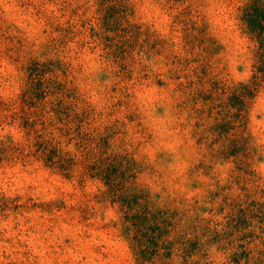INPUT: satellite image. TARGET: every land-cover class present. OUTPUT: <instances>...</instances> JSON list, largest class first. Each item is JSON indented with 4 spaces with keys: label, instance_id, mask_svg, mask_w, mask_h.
Instances as JSON below:
<instances>
[{
    "label": "rangeland",
    "instance_id": "rangeland-1",
    "mask_svg": "<svg viewBox=\"0 0 264 264\" xmlns=\"http://www.w3.org/2000/svg\"><path fill=\"white\" fill-rule=\"evenodd\" d=\"M251 4L264 0H0V264H136L94 165L167 212L176 246L198 242L190 261L264 264ZM42 85L63 103L52 120L27 104ZM45 124L63 168L34 155L26 128Z\"/></svg>",
    "mask_w": 264,
    "mask_h": 264
},
{
    "label": "trees",
    "instance_id": "trees-1",
    "mask_svg": "<svg viewBox=\"0 0 264 264\" xmlns=\"http://www.w3.org/2000/svg\"><path fill=\"white\" fill-rule=\"evenodd\" d=\"M243 22L246 31L254 43L256 63L250 83L244 84L246 89V97H253L254 93L259 88L264 86V5L251 4L244 10ZM33 89V88H32ZM47 88L39 86L30 89L25 96L28 100L27 104L30 107L39 105L41 108L49 104L50 111H45L47 119L52 120L51 114H59L63 110L61 98L47 103L48 96ZM0 105L4 104L0 100ZM32 105V106H31ZM43 110V109H42ZM27 134L34 135V155L40 157L46 165L63 168V159L59 160V155L62 153L60 148L61 140L53 130H49L47 124L42 126V129H37L34 126L26 128ZM29 155V154H27ZM58 160H55V159ZM107 166L105 170L99 169L96 165L91 168L94 171L91 177H98L107 188L111 201L118 203L123 212L125 231L130 237L133 245L136 264H167L166 261L173 259L177 255V251L181 252L182 262L180 264H211L205 259L201 261H190L199 249V243L196 241H186L176 246L174 242L168 240V235L172 228L175 227V222L167 212L149 206L147 200L139 197L137 194H126L122 192L119 185L115 181V171L109 170ZM238 264V260H233Z\"/></svg>",
    "mask_w": 264,
    "mask_h": 264
}]
</instances>
